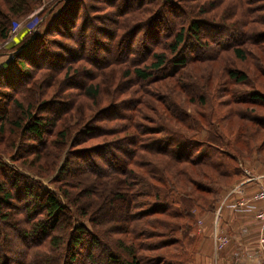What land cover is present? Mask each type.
I'll use <instances>...</instances> for the list:
<instances>
[{"label": "trees", "instance_id": "16d2710c", "mask_svg": "<svg viewBox=\"0 0 264 264\" xmlns=\"http://www.w3.org/2000/svg\"><path fill=\"white\" fill-rule=\"evenodd\" d=\"M103 1L114 9V18L102 20V27L93 25L92 16L84 18L85 14L80 21V10L89 12L96 5L66 0L45 26L40 23L34 32L2 51L11 58L0 68V135L7 125L12 135H18L11 138L9 145L15 148L12 160H25L31 155L36 163L43 154L54 156L62 147L77 148L91 138H112L99 143L95 151L85 148L74 155L64 150L54 178L58 185L53 191L28 176L24 178L29 184L18 185L15 176L23 174L0 159V264H144L138 252L148 247L138 244L139 238H161L151 242L152 250L172 248L157 254L150 264H194L200 256L202 239L197 218L204 212L214 213L226 200H232L229 197L245 169L256 166V162L264 165V112L255 108L264 109V30L256 26L264 25V0H237L233 6L223 8L225 0H212L210 6L215 7V14L220 10V17L227 20L226 12H232L230 19L236 23L227 24L222 22L224 19L213 22L194 17L187 0H183L186 5L182 0ZM2 3L5 7L0 5V41L9 37L12 22L41 0ZM142 7H146L147 15L132 23L125 34L120 33L123 24L118 23L117 14L130 15ZM197 11L196 5L193 12ZM200 12L198 15L207 13ZM76 20L81 22L78 26ZM90 24L100 27L107 39H102L100 33L92 34ZM204 28L213 32L209 34L212 37L205 32L204 39L200 37ZM223 34L227 40L224 44V37L217 39ZM51 35L64 39L55 40ZM248 45L259 52L257 74L252 78L243 70L225 66L222 83L218 80L216 87L207 90L203 86L204 91L190 99L201 107L195 113L175 110L177 104L167 97L163 101L170 100L171 107L165 105L168 113L160 114L154 127L138 121L144 105L138 97L120 99L94 115L84 113L90 110L89 98L100 104L103 101L101 96L96 97L101 94L99 83L91 82L98 68L125 62L132 66L127 67L126 75L153 82L172 78L186 88L189 85L181 81L196 77L189 70L190 64L203 57L199 55L202 48L211 52L229 49L234 58L243 61L249 55ZM97 47L107 52L106 57L97 54ZM190 48L196 51L187 53ZM81 60L94 69L73 74ZM241 83L246 86L243 91L230 90L231 85L240 88ZM221 84L223 89H218ZM53 87L56 90L49 91V98L43 99ZM73 89L83 98L78 104L64 95L74 93ZM216 91L226 99H217L214 106L210 97L218 96ZM191 92L196 91L191 88L188 93ZM230 104L238 106L224 112L223 108ZM76 108L79 112L74 117ZM71 119L76 121L75 128L69 124ZM166 119L180 124L185 132L166 128ZM233 120L238 125L231 129ZM146 134L154 137L147 139ZM49 166L52 172L51 163ZM40 172L36 170L35 174L47 177ZM82 175L93 181L79 187L73 178ZM228 191L231 192L222 202ZM19 193L23 195L18 197ZM86 195L89 199L84 201ZM22 196L24 201L19 203ZM15 199L19 205H12ZM105 199L110 200L109 207L104 206L108 211L93 208V203L98 207ZM4 206L18 212L15 216L22 218L21 224L13 220L12 213L4 212ZM8 228L21 240L17 251L10 250L5 237ZM81 248L86 251L84 260L78 258ZM100 256L102 261L98 263Z\"/></svg>", "mask_w": 264, "mask_h": 264}, {"label": "rangeland", "instance_id": "374dc122", "mask_svg": "<svg viewBox=\"0 0 264 264\" xmlns=\"http://www.w3.org/2000/svg\"><path fill=\"white\" fill-rule=\"evenodd\" d=\"M66 0H41V3L36 6L33 7L32 10L26 12L24 15L16 18L14 20V22H12L11 25V29H10V33H9V37L6 38L5 40L0 41V55L2 54V51H4L5 49H9L11 47H13L16 43H18L22 37L25 34H29L31 32H34L35 29L37 27H40L41 25L47 24L57 13L58 11L61 9V7L64 5L63 2ZM79 4L83 5H96V7L94 9H90L89 8V12H85L83 9L80 10V21L81 18H84L86 16H92L90 17L92 19V23L93 25L96 26H100L102 27V20H105L107 18V20L114 18L113 17V10L112 7H110L109 5L106 6V4L104 3V1L102 0H79ZM212 0H187L186 3L187 5H189L190 7H192L193 11H195V7L197 5L199 11H197L196 13H194L192 11V15L194 17H200L203 18L207 21H213L215 22L216 19H224V17H220L222 16L221 13L218 11V14H215L214 8L210 5H212L211 3ZM217 1V0H214ZM235 1L237 0H225L223 7H229V6H233V4L235 3ZM183 2V0H182ZM182 2H179L181 5ZM185 5L186 3L183 2ZM217 5L219 4V2H216ZM0 5L2 7H5L4 4L2 3V0H0ZM147 7V6H146ZM146 7H142L141 10H138L136 12L131 13L130 15H126V16H122L120 17L119 14H117V17H119L118 19V23L123 24V30L120 33L125 34L127 32V28H129L132 23H135V21H138L140 19H143L148 12H146V10L144 8ZM116 10H118L115 7ZM191 9V8H190ZM191 9V10H192ZM206 11V14H200V11ZM50 12L45 13V12ZM226 16L228 19L224 21H222L223 23L227 24V23H236L234 22L235 20H231V16H232V12L230 10H228L226 12ZM116 17V18H117ZM131 22L128 23L129 19H131ZM124 19V20H123ZM80 21L77 22V20L75 21V23L77 24V26L81 23ZM41 23V25H40ZM115 24H117V20L115 22ZM130 24V25H129ZM256 24V23H255ZM40 25V26H39ZM75 25V24H74ZM92 26V24H90ZM129 25V26H128ZM256 26H258L257 29H261L264 30V25L261 24H256ZM100 27H93L91 28V33L92 34H97L100 33ZM250 28V26H248ZM107 29L110 27H106ZM75 29H77V27H75ZM105 29V27L103 28ZM111 30V29H109ZM126 30V31H125ZM249 30H252L251 28ZM260 30V31H261ZM207 33V35L209 37H212V35L209 34H213L212 31L208 30L207 28H204L202 30V34L200 37H202L203 33ZM101 34V38L104 40H106V35L104 33H100ZM55 35V34H52ZM51 36H49L52 39L55 40H59V41H63L62 39H64L61 36H55L54 38ZM208 37V39H209ZM223 37L225 38L224 40H222V43L224 44L227 40L225 37V34H223V36H219L217 39H223ZM88 38V37H87ZM204 39V37H202ZM19 39V40H18ZM13 41H16V43L14 44ZM66 41V39H65ZM89 41V38L87 39V42ZM228 41H230L228 39ZM88 44V43H87ZM211 46L216 48V45L211 44ZM54 48V47H53ZM247 49H249L248 53L249 55L247 56L246 60H239L234 58L232 52L229 49L226 50H213L212 52L210 50H206L204 48H202L200 50V54L199 55H203V57H201V59H199L198 61H194L192 62L193 64H190V71L196 76L195 78H193L192 80L189 81V78L184 77L181 81L182 84L184 85H189L186 88H182L180 87V84L178 82H175V79L172 78H167L163 81H141L139 78L134 77V75L132 74H125V71L127 69L128 65L125 62L122 63H115L114 66L109 65V66H105L103 68H98L95 70L94 75L95 77H93V79H91L92 83H99V87H101V94L99 96H96L97 98L101 96V100H103L100 104V101L96 103L95 99H91L89 98L87 101L89 102L90 105V110L89 111H84V113H86V115H90V114H96L97 111H99V109H101V107H104L106 105H111L114 103H117L118 100L120 99H131V98H141L142 100H144V105L140 107V105H138V107H140V112H141V119H138V121L145 123L146 127H151V126H155L156 124H158V116H160V114L163 113H168V110L166 109L165 105H169V108L171 107V101L168 100L166 103L163 101L165 97H167L168 99H173V101L177 104L176 109L175 110H179L181 111H185L186 113H195L197 111L198 108H201L200 106H198L197 103H195L194 101H190L191 98H195L198 96V92H203L206 87L207 88H212L213 86L216 87V83L215 82H219L221 81V83L223 82L222 78L225 76V66L227 68H231V69H238V70H243L245 72H247L249 74V76H251L253 78L254 74H257L256 71V66L259 67V63L256 60V57L258 55L259 52H257L255 50V48L251 45H248L246 47ZM50 49H52V47H50ZM99 48L97 47L95 50L98 52L97 54L99 55H104V57H106L107 52L101 50H98ZM214 49V48H213ZM246 49V50H247ZM190 50H195V48H190L189 50H187V53H191ZM96 54V57H97ZM3 55H6L10 58L11 54L9 55V53H4ZM145 57V56H144ZM82 62V63H81ZM81 62L78 63V69L73 71L74 73H77L78 71L82 70V69H94V66L90 65L87 61L81 60ZM264 63V60H263ZM73 68H76V66H73ZM130 69H132V66L129 67ZM109 71V72H107ZM114 71L117 72V75H115ZM189 71L190 75L191 72ZM72 73V72H71ZM108 73V74H107ZM72 76V75H71ZM192 76V75H191ZM262 79V78H260ZM258 81H261V80ZM219 80V81H218ZM176 83V84H175ZM215 83V84H214ZM178 84V85H177ZM223 85L221 84V86L218 89H223ZM219 86V85H218ZM246 86H243V83H241L240 88H238L237 85H231L230 86V90H234V89H241V91L244 90ZM193 89L196 92H191L188 93L189 89ZM246 89V88H245ZM56 89L53 88H49V90L47 91V93L45 94V96H43V99H48L50 96L49 91H55ZM74 90V89H73ZM212 89H210L211 91ZM71 91V90H70ZM75 91V90H74ZM58 95H61L59 92H57ZM188 93V94H186ZM216 93L218 94V96L215 97V95L213 94L210 97V101L213 102V105L215 106V103H217V99L222 101L224 99H226V95L222 96L221 91H216ZM192 94V95H191ZM64 95L66 96H71L72 100L75 101V104L80 103L82 96L79 95V93H77L76 91L70 92V94H68V92H64ZM159 96H162L161 98H159ZM228 96V94H227ZM158 97V102L156 98ZM163 98V99H162ZM140 100V99H139ZM36 101L33 103L35 104ZM74 104V105H75ZM238 105H234V104H230V106H228L227 108H223V111H230L231 109H233L234 107H237ZM255 108L258 109V111H262L264 112L263 108H260L258 106H255ZM207 109V108H206ZM79 109L76 108L75 112H74V117L78 115ZM10 113V112H9ZM12 113V110H11ZM143 115L145 117L144 120H142ZM167 123H165L166 128L168 129H173V130H177V129H181L182 132H185L184 128L180 125V124H176L174 123V121L172 120L169 121V119H166ZM165 122V121H164ZM76 123V121L74 119H71L69 121V124L73 125L71 126L72 128H75L76 125H74ZM227 123V122H226ZM108 126H110L111 123H107ZM236 125H238V123L233 120L231 122V129L233 127H235ZM114 127V126H112ZM10 125H7L4 131L3 136L0 135V150H6V152H0V159L5 162L7 165L15 168L18 172L20 171V173L23 174V176H15L18 179V185L19 184H29L28 180H25L24 177H30V178H36L39 179L41 181V185L42 187L49 189L51 191H53V189L58 185V182H54V178H55V174L57 171V168L60 166V164H62L63 161V156L65 151H69L70 153H73L75 155V153H78V151H83L85 148L87 151L90 150H96L99 147V143L103 142V140L106 142L108 140H110L112 137L107 136L105 138H91L90 140H88L87 142L84 143L83 146H78L77 148H73V146L70 147H66L63 148L62 147V151H58L54 156H49V157H44V154L41 158L38 159V161L35 160H31L33 157L30 155L27 158H22L20 160H12L10 158L11 153L13 152V148L9 147L10 142H11V138H17V133H14L13 135L11 134L10 130ZM231 132V130H230ZM234 133V132H231ZM231 133L228 135L230 136ZM161 134H158L157 136H159ZM152 134H146V138L151 139L150 137H152ZM154 137V136H153ZM225 137V136H224ZM226 138V137H225ZM9 139V141H8ZM7 148V149H6ZM65 150V151H64ZM74 155H71V157H74ZM154 157H162V156H153ZM145 161V160H143ZM159 161L161 162H165L166 160L160 159ZM51 166L54 168V170L51 172L52 168L49 166L50 163ZM263 165H260L258 162H256V166H251L248 167L247 169L244 170L243 173V178L246 177H250L254 174L260 173V168ZM36 170H40L41 174L47 177H41L38 176L37 174H35ZM248 172V173H247ZM1 175V173H0ZM83 176V175H82ZM264 179V178H263ZM74 182H77L79 187H81L84 184H88V182L93 181L92 178H89V176H83V177H77V178H73ZM110 182V181H109ZM262 182V181H261ZM98 182H95V184ZM11 188H13L10 185ZM14 189V188H13ZM78 189V188H77ZM234 192L239 193L238 190H234ZM23 194L19 193L18 197L21 196ZM88 198H84L82 196V199L84 201H86L87 199H89V196L86 195ZM13 200V199H12ZM22 200V201H21ZM138 201H143V198H138ZM24 201V197H20V201L19 203H22ZM109 201L108 199L103 200V203L100 202L99 206L97 207V203H93V208L98 209V208H102V210L108 211V208H105L104 206L107 205V207H109ZM12 205H19L18 201L15 199V201L11 202ZM89 203V202H88ZM90 208V204L88 205ZM116 205L113 206V208H115ZM14 208H10L9 206H4V212L7 213V211L9 213H12V218L17 219V223L21 224L22 218H16V216L18 215V212L16 211H12ZM195 212H197L196 210H193ZM204 214H208L207 212H204L202 214H200L199 218H197V226L198 228L201 227L202 224H208L209 227H212V220L208 221L206 223L201 222V217ZM16 215V216H15ZM204 217V216H203ZM202 217V219H203ZM21 219V221H20ZM18 224V225H19ZM204 232V231H202ZM201 232V234H202ZM221 233V232H220ZM257 235H258V248H259V254L261 255V259L264 262V253L262 252V245L259 243V231L257 230ZM115 236V235H114ZM118 237L120 236V234L117 235ZM5 237L6 239H8V243L11 246V252L13 251H17L20 248V243L21 240L20 238L15 234V231L12 230L11 228L6 229V233H5ZM116 237V236H115ZM157 239H161V238H154L152 240H148L145 238H139L137 240L138 244L143 245L144 247H148L145 250H141L140 252H138V255L141 259V261H143L144 264H150V261H153L154 258L157 256V254L159 255V253H163L164 251H169V249L171 250L172 248L168 247L167 249H157V250H152L151 248H153V244H151L152 241H158ZM202 241V239H201ZM200 241V244H201ZM214 242V239H213ZM85 243V242H84ZM86 244V243H85ZM85 244H83V246L85 247ZM151 244V245H149ZM199 244V245H200ZM214 247V251L217 254H220V250H216L215 248V244L213 245ZM212 247V245H211ZM85 248H81L80 251H82L81 253L78 254V258L79 260H84V256L83 254H85ZM206 250L207 252H212V248L210 249V247H208L207 245H203L199 247L200 252H202V250ZM199 252V253H200ZM10 253V252H9ZM202 257V256H201ZM198 255V261L194 264H207L206 261L201 258ZM102 256L99 257L98 259V263L100 261H102Z\"/></svg>", "mask_w": 264, "mask_h": 264}, {"label": "crops", "instance_id": "0c3cea01", "mask_svg": "<svg viewBox=\"0 0 264 264\" xmlns=\"http://www.w3.org/2000/svg\"><path fill=\"white\" fill-rule=\"evenodd\" d=\"M19 40V39H18ZM14 44L16 41H13ZM11 58V56H10ZM10 58L6 55H0V68L5 66ZM260 173L254 174L246 181V178H243L239 181L238 184L234 187L233 190H241L239 193H232L229 197L232 200H226L223 206H218L217 210L214 213L204 214L201 217V222H208L212 220V227H209L208 224H202L198 228L202 232V241L200 246L207 245L212 248V252H207L202 250L200 252V257L203 258L207 264H264L262 257L259 254L258 248V235L257 230L259 231V221L255 217V209L260 206L258 202H252L253 209H250L246 212H233L229 209L228 204L235 201L237 197L244 196L246 198L251 197L257 190L258 185L263 181L264 175V165L260 168ZM238 185V186H237ZM228 191L222 199V202L227 198L229 194ZM221 232V233H220ZM221 234L228 238L227 244L220 250V254H217L214 251V235ZM212 245V247H211Z\"/></svg>", "mask_w": 264, "mask_h": 264}, {"label": "built area", "instance_id": "2783aa9c", "mask_svg": "<svg viewBox=\"0 0 264 264\" xmlns=\"http://www.w3.org/2000/svg\"><path fill=\"white\" fill-rule=\"evenodd\" d=\"M248 173V172H247ZM264 178V175H262ZM253 177H247L246 181ZM238 186V185H237ZM239 190V189H237ZM242 194V191L239 190ZM252 202L260 203V206L255 209V217L259 221V243L262 245V252L264 253V179L258 185L256 192L249 198L244 196L238 197L234 202L228 206L236 212H246L253 209ZM228 242V238L221 234L214 235V244L216 250L222 249Z\"/></svg>", "mask_w": 264, "mask_h": 264}]
</instances>
